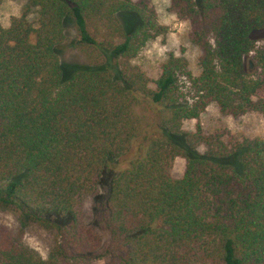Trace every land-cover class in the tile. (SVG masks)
Masks as SVG:
<instances>
[{
	"label": "trees",
	"instance_id": "16d2710c",
	"mask_svg": "<svg viewBox=\"0 0 264 264\" xmlns=\"http://www.w3.org/2000/svg\"><path fill=\"white\" fill-rule=\"evenodd\" d=\"M170 8L201 50L199 75L173 55L154 80L132 64L155 28L146 0H28L0 28V210L19 221L0 225V264H264V136L183 129L211 103L264 116V49L245 66L264 0ZM72 46L88 63L61 60ZM120 159L90 224L84 204ZM28 224L52 233L46 258L25 243Z\"/></svg>",
	"mask_w": 264,
	"mask_h": 264
},
{
	"label": "rangeland",
	"instance_id": "374dc122",
	"mask_svg": "<svg viewBox=\"0 0 264 264\" xmlns=\"http://www.w3.org/2000/svg\"><path fill=\"white\" fill-rule=\"evenodd\" d=\"M147 7L155 12L153 24L155 28L150 29L152 36L141 47L138 54L133 58L132 64L140 67L151 79H156L160 75L161 65L170 55L180 57L187 62L188 69L193 76L200 74L198 58L201 55L200 48L191 43L188 38L189 25L186 21L179 19L171 10V0H146ZM28 0H0V28L7 27L14 16H19L27 8ZM27 17L35 22L37 9L30 8ZM66 35L68 41L76 37L75 29L67 27ZM254 47L246 58L245 66L250 68L255 61L256 53L264 49V26L253 34ZM61 60L67 63L85 64L88 63L85 54L77 47H69L61 54ZM257 71V70H256ZM179 86L191 100L192 92L189 91V84L185 78H179ZM199 123L208 132L217 129H226L238 137L260 138L264 136V116L257 111H249L239 116L224 114L220 111L216 103L209 104L202 111L197 119L187 120L183 124V129L191 131ZM128 165L127 160L120 159L114 170L104 175V180L99 189V201L94 202L89 199L85 202L83 212L86 222L95 224L100 216L102 202L105 199L107 188L112 174L124 169ZM185 168V159L176 158L172 165V174L175 177L182 176ZM99 211V212H98ZM0 225L11 228L19 226L18 217L9 210H0ZM25 243L35 249L43 258L49 255L53 245V235L47 229L38 224H28L25 227ZM90 264H110L105 259H98Z\"/></svg>",
	"mask_w": 264,
	"mask_h": 264
},
{
	"label": "water",
	"instance_id": "95a60500",
	"mask_svg": "<svg viewBox=\"0 0 264 264\" xmlns=\"http://www.w3.org/2000/svg\"><path fill=\"white\" fill-rule=\"evenodd\" d=\"M249 64H250V66H251L250 68H252L253 65H252V62H251V61H249Z\"/></svg>",
	"mask_w": 264,
	"mask_h": 264
}]
</instances>
